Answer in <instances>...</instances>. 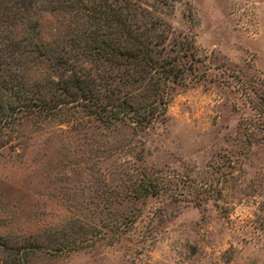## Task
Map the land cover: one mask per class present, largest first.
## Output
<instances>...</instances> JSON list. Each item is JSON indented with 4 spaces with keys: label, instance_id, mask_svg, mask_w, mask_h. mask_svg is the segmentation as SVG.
<instances>
[{
    "label": "rangeland",
    "instance_id": "rangeland-1",
    "mask_svg": "<svg viewBox=\"0 0 264 264\" xmlns=\"http://www.w3.org/2000/svg\"><path fill=\"white\" fill-rule=\"evenodd\" d=\"M147 1L195 36L200 59L201 76L172 95L165 120L134 137L113 132L129 146L97 163L76 137L0 154V231L130 212L135 222L121 237L26 264H264V0ZM143 173L168 177L174 196L124 199L106 216L89 209L104 185L114 197Z\"/></svg>",
    "mask_w": 264,
    "mask_h": 264
},
{
    "label": "trees",
    "instance_id": "trees-1",
    "mask_svg": "<svg viewBox=\"0 0 264 264\" xmlns=\"http://www.w3.org/2000/svg\"><path fill=\"white\" fill-rule=\"evenodd\" d=\"M199 61L195 36L176 31L147 0H0V154L34 149L46 136L83 140L95 163L111 157L130 144L112 133L134 137L164 121L172 95L201 76ZM170 185L166 176L143 173L114 197L104 185L89 209L113 214L124 199L173 197ZM134 222L130 212L99 224L72 217L61 230L0 231V264L92 247Z\"/></svg>",
    "mask_w": 264,
    "mask_h": 264
}]
</instances>
